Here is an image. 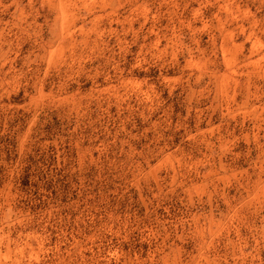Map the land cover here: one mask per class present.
<instances>
[{"label": "rangeland", "instance_id": "rangeland-1", "mask_svg": "<svg viewBox=\"0 0 264 264\" xmlns=\"http://www.w3.org/2000/svg\"><path fill=\"white\" fill-rule=\"evenodd\" d=\"M0 264H264V0H0Z\"/></svg>", "mask_w": 264, "mask_h": 264}]
</instances>
